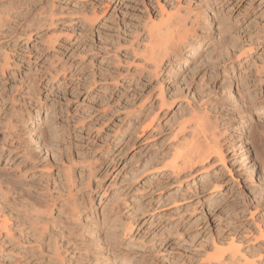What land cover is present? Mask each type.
Listing matches in <instances>:
<instances>
[{"label": "rangeland", "instance_id": "1", "mask_svg": "<svg viewBox=\"0 0 264 264\" xmlns=\"http://www.w3.org/2000/svg\"><path fill=\"white\" fill-rule=\"evenodd\" d=\"M260 107L264 0H0V264H207L231 237L264 264ZM211 139L223 161L169 166Z\"/></svg>", "mask_w": 264, "mask_h": 264}, {"label": "bare ground", "instance_id": "2", "mask_svg": "<svg viewBox=\"0 0 264 264\" xmlns=\"http://www.w3.org/2000/svg\"><path fill=\"white\" fill-rule=\"evenodd\" d=\"M171 21V22H170ZM167 23H165L162 28L158 27L156 29V32L153 31L151 32V36L149 35V39L151 43H149L150 48L146 46V49H149V58H152L151 60L154 62L153 67H157L159 63L163 61V59H168L170 57V54L175 52H178L177 50L179 47H190L191 42H189L191 39H195L194 35H191L189 38H187V30H185V26L180 24V19L172 21L170 20ZM218 21V20H217ZM219 22V21H218ZM218 26H220L221 21L218 23ZM211 24V23H210ZM220 24V25H219ZM193 27V26H192ZM191 27V28H192ZM153 35V36H152ZM148 39V40H149ZM210 40V39H209ZM222 43V42H221ZM180 45V46H179ZM222 45V44H221ZM224 47V45H223ZM216 49V46L215 48ZM217 51V50H216ZM148 52V51H147ZM186 63V61H185ZM158 68V67H157ZM257 111V114H262L264 113L263 108L260 107L258 109H255ZM260 130L257 131V134L263 136L264 130L261 133ZM258 135V136H259ZM264 137V136H263ZM262 137V138H263ZM261 140V139H260ZM264 140V138H263ZM204 144L202 143H197L194 145L192 148H190L188 151L185 153L175 157L169 166L173 169H177L178 166H187V167H192L196 163L203 162L208 159L209 156L215 155L220 161H223L224 156H223V149L221 144L216 141V140H204ZM259 145V144H258ZM260 148L262 146H259ZM259 148V149H260ZM258 149V147H257ZM264 149V148H262ZM259 151V150H258ZM263 151V150H262ZM260 150V152H262ZM259 152V153H260ZM262 155V154H259ZM53 198L51 197L50 203H46L45 207L47 209L51 208V202ZM38 204H34L31 209L32 212L34 213L31 217L28 219V224L32 228V230L36 233H38L39 237H42L43 235L46 234V232H52L53 228L50 229L51 225L53 226L55 224L54 219H51L49 217V214L47 217H43V215L38 214ZM53 205V203H52ZM72 205L75 207L77 203L73 201ZM44 208V207H43ZM76 208V207H75ZM51 219V220H50ZM130 227H127L129 229ZM260 234H262L261 230H258ZM97 230L91 229L90 234L96 235L95 233ZM239 244L240 241L236 242V240L233 239V237L230 238V241L227 243V256L224 255L225 251L221 250L218 246L217 243H213V252L210 256H207L206 263L210 264H240L242 261H246L245 255L243 253L241 254V251L239 249ZM206 258V257H205ZM123 261V260H121ZM110 261L106 259V264H109Z\"/></svg>", "mask_w": 264, "mask_h": 264}]
</instances>
